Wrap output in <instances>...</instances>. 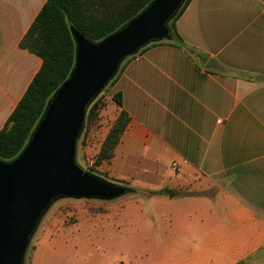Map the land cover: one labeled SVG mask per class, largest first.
<instances>
[{
    "label": "crops",
    "instance_id": "obj_1",
    "mask_svg": "<svg viewBox=\"0 0 264 264\" xmlns=\"http://www.w3.org/2000/svg\"><path fill=\"white\" fill-rule=\"evenodd\" d=\"M45 2L0 0V130L41 67L19 43ZM175 30L181 44L163 41L122 63L111 92L130 120L97 167L104 179L146 190L126 194L143 198L145 219L137 203L124 209L131 201L82 207L125 195L60 199L53 223L33 236L29 264H264V0H190ZM79 214L110 217L117 226L108 231L147 242L110 260L70 251L68 235L100 233L57 220Z\"/></svg>",
    "mask_w": 264,
    "mask_h": 264
},
{
    "label": "water",
    "instance_id": "obj_2",
    "mask_svg": "<svg viewBox=\"0 0 264 264\" xmlns=\"http://www.w3.org/2000/svg\"><path fill=\"white\" fill-rule=\"evenodd\" d=\"M185 0H152L102 40L94 42L71 25L74 64L48 100L20 153L0 159V264H24L43 217L60 199L111 201L131 193L85 170L77 144L91 102L122 63L144 47L171 40L169 22ZM208 61L206 69H213Z\"/></svg>",
    "mask_w": 264,
    "mask_h": 264
},
{
    "label": "trees",
    "instance_id": "obj_3",
    "mask_svg": "<svg viewBox=\"0 0 264 264\" xmlns=\"http://www.w3.org/2000/svg\"><path fill=\"white\" fill-rule=\"evenodd\" d=\"M151 1L46 0L19 43L20 49L39 57L42 64L0 130L1 160H11L20 153L43 114L48 100L68 77L74 64L75 51L69 26L74 27L89 40L97 42L119 29ZM189 1H184L181 8L169 22L171 40L178 44H181V42L175 30V21L181 16ZM155 44L157 43L144 47L136 55ZM189 52L190 54L194 53L192 50H189ZM136 55L124 62L135 58ZM115 77L111 82L114 81ZM111 101L117 106L119 112L101 143L95 166L113 157L114 148L120 141L130 120L128 113L122 109L121 93L113 94ZM98 111L99 104L96 103L95 99L87 110L85 127L97 117ZM88 171L97 175L93 170ZM164 192L169 196L177 195L176 192L167 190ZM158 193L160 194L161 191Z\"/></svg>",
    "mask_w": 264,
    "mask_h": 264
},
{
    "label": "rangeland",
    "instance_id": "obj_4",
    "mask_svg": "<svg viewBox=\"0 0 264 264\" xmlns=\"http://www.w3.org/2000/svg\"><path fill=\"white\" fill-rule=\"evenodd\" d=\"M111 85L112 82L110 81L105 87V89L96 97V103L99 104V111L97 113V117L93 121L89 122L86 127L84 126L82 135L77 144L78 163L87 171L93 170L94 173H96L98 176H100V173L97 172L98 166H95L96 156L101 146V143L103 142L105 136L107 135L110 127L112 126L119 112V109L115 107L113 102H111V97L113 95V93L111 92ZM138 177L141 178V176L139 175ZM108 181L116 185L130 188L132 192H146V190L144 189H135L130 185L129 182L126 181H114L112 179ZM129 198L132 199L135 197L125 195L124 197L113 203L101 202L100 204L102 206L98 205L99 203H92L91 201H82L85 204L82 207L85 208V210L92 212L96 210L97 207H102L104 209V207L106 206L113 207L117 206L118 204L129 203L131 201L133 206H126L124 209L126 211L130 210V208L135 210L134 204L137 203L141 206L138 207L139 215H141L142 219H145L146 208L144 207L143 198L138 200H129ZM53 210L54 209L49 210L46 216L44 217L43 221L39 226L36 238L43 235V231L47 229L49 225L52 224L55 220H52L50 218L51 214L53 213ZM57 220H60L62 223L68 225L77 224L78 227L95 226L100 232L87 234L74 233L68 235L65 240L66 244L68 245V250L70 251L74 247L79 248L80 246L83 247L84 251L90 252L92 254H101L102 251H104L106 259L110 260L116 257L118 258V256H120L121 253L125 250H134L136 247L142 248L147 242V239L145 238L143 233H130V230L121 233L113 232L111 229L110 231H108L107 227L117 226V222H114L113 219L110 217L101 218L100 216H97L95 214H79V216L77 217L60 216L57 218ZM120 224H129V217L127 213H122ZM33 242L34 238L27 249L24 264H29L30 252L33 248Z\"/></svg>",
    "mask_w": 264,
    "mask_h": 264
},
{
    "label": "built area",
    "instance_id": "obj_5",
    "mask_svg": "<svg viewBox=\"0 0 264 264\" xmlns=\"http://www.w3.org/2000/svg\"><path fill=\"white\" fill-rule=\"evenodd\" d=\"M171 170H172L173 172H174V171H178V168H177V166L173 165L172 168H171Z\"/></svg>",
    "mask_w": 264,
    "mask_h": 264
}]
</instances>
